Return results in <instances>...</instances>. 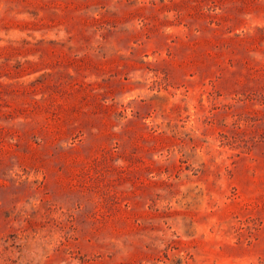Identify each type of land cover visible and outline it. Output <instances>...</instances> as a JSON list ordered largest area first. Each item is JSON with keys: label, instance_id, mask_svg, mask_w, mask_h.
<instances>
[{"label": "rangeland", "instance_id": "1", "mask_svg": "<svg viewBox=\"0 0 264 264\" xmlns=\"http://www.w3.org/2000/svg\"><path fill=\"white\" fill-rule=\"evenodd\" d=\"M0 264H264V0H0Z\"/></svg>", "mask_w": 264, "mask_h": 264}]
</instances>
